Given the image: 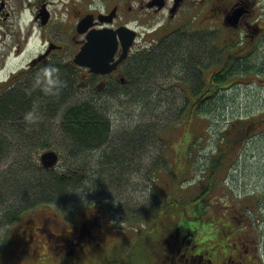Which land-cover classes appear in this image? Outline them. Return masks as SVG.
I'll return each mask as SVG.
<instances>
[{
	"label": "rangeland",
	"instance_id": "rangeland-1",
	"mask_svg": "<svg viewBox=\"0 0 264 264\" xmlns=\"http://www.w3.org/2000/svg\"><path fill=\"white\" fill-rule=\"evenodd\" d=\"M196 16L193 11L192 20ZM192 53L197 55L198 50ZM169 66L173 64L169 63L165 68ZM172 71L171 74L157 75L152 83H147L145 88L152 90L148 102L151 104H145L141 109L124 97L113 98L110 89L114 86L100 94L85 86L71 93L74 97L67 106L101 101L103 103L100 105L108 112L107 116L113 124L107 146L98 152L94 150L83 154L82 159L75 158V164L69 161L73 149L71 140L61 132L62 114L54 119L49 116L39 121L16 122L19 129L21 125L18 124L23 125L24 136L17 141L3 137L4 140L0 142L5 147L2 148L0 160L15 147H27L26 155L30 160L27 170L23 166L15 167L18 176L11 184L12 195L7 196L6 192L3 196V185L0 183V264H110L117 260L124 264H164L160 254H163L161 228L165 227V220L157 221V217L154 220V211L146 220L144 215L157 197H166V200L173 192L174 182L168 175L180 160L183 169L180 181L186 195L181 208L190 227L208 228L213 239L226 240L225 237L231 235V220V225L239 224L246 233L260 236L264 241V125L262 119L257 117L264 111V92L259 88L233 89L226 97L216 100L219 107L216 111L206 115L207 118L195 117L185 129L188 123L183 120L187 116L183 122H175L186 102L184 94L190 100L193 97L187 86L178 87L188 82L184 71ZM198 85L191 84L194 87ZM254 122L258 126L241 146L230 151L226 144L227 135L232 138L235 136L233 130H239V125L249 127ZM36 123L39 126L28 127ZM169 124L166 130L156 135L152 130L140 132L141 135L145 134V138L140 140L142 147L138 148L139 154H134L130 149L133 145L127 144L128 141H131L130 144L138 141L139 137L135 134L141 131L138 129L140 126H158L160 130ZM50 148L60 149L62 156L56 170L67 165H86L87 169L95 172V178L80 187H72L75 194L67 205L57 209L39 206L23 213L14 223H5L2 215L9 207L14 212L28 209L37 198L29 194L31 185L36 184L33 169L40 165L39 158L45 149ZM18 159L21 160V156ZM131 159L132 162H128ZM214 160H221L214 174V188L204 200L192 201L197 194L209 188L208 179ZM113 161L123 162L118 168L110 165ZM156 166L160 170L157 175L160 181H155L157 189L149 179L150 171ZM6 168L7 165L3 169ZM122 171L124 175L119 178ZM249 208L252 212L248 221L245 216L234 218L231 215L234 209L244 212ZM93 213L102 216V221L94 220V224L89 226V231L93 232L91 236H88V229L80 235L81 227L75 234L68 233L72 224L77 226L88 221L94 216ZM198 214L201 218L192 220V216ZM30 223L31 226L27 228ZM41 225L44 226L42 230L35 232L36 227ZM9 226L10 233L26 231L24 247L16 252L12 251L14 242L11 240L2 243ZM244 226L247 228L243 229ZM50 231L59 237L51 235Z\"/></svg>",
	"mask_w": 264,
	"mask_h": 264
},
{
	"label": "flooded vegetation",
	"instance_id": "flooded-vegetation-1",
	"mask_svg": "<svg viewBox=\"0 0 264 264\" xmlns=\"http://www.w3.org/2000/svg\"><path fill=\"white\" fill-rule=\"evenodd\" d=\"M193 11L197 14L194 20ZM122 27L137 35L117 69L94 73L89 67L76 63L90 33L117 31ZM182 29L186 30L183 36L189 45L200 46L198 65H194L196 71H193L196 61L192 62V48L186 55L187 84H203L204 91L216 84H225L218 89L219 98L242 87L259 88L264 92V0H0V120L9 121L8 126L0 124V141L3 137L17 141L24 136L25 131L19 129L15 121L44 120L49 116L54 119L61 114L63 120L62 109L55 113V107L47 109L44 104L35 112L17 114L14 104H7L13 96L31 98L43 92L46 84H75V92L79 90L77 84H81L97 94L114 84H127L126 66L131 57L155 52L154 46L163 39L178 36L177 32ZM112 36L117 43L114 64L123 56L128 39L120 33ZM257 117L264 125V111ZM31 125L35 127L38 123L28 127ZM52 149H45L43 154L59 153L58 166L62 161L60 149ZM27 152V147H15L0 160L3 196L6 192L10 196L12 192L11 184L18 176L15 167L23 166L27 170L30 160ZM6 165L8 168L3 169ZM232 212V217L245 216L248 221L252 209ZM15 213L9 207L2 215L5 223H14ZM93 215L77 226L72 224L68 233L75 234L81 227L80 235H83L94 220L102 221V216ZM186 221L172 218L164 222L162 242L159 241L164 264H264V241L260 236L246 233L239 224L231 225L230 220L231 235H227L226 240H218L213 239L211 233L196 231ZM30 226L31 223L27 224V228ZM43 227H36L35 232ZM9 229L10 226L2 243L11 240L14 242L12 251L21 250L26 242V231L10 233ZM88 232V236L93 233L89 229ZM50 234L59 237L53 231Z\"/></svg>",
	"mask_w": 264,
	"mask_h": 264
},
{
	"label": "trees",
	"instance_id": "trees-1",
	"mask_svg": "<svg viewBox=\"0 0 264 264\" xmlns=\"http://www.w3.org/2000/svg\"><path fill=\"white\" fill-rule=\"evenodd\" d=\"M177 33H179L178 36L163 39L159 42L158 45L153 47L156 51H158V53H156L155 51L150 54L144 53L140 56H137L136 54L133 55V57H131L132 59L126 66L128 83L114 84V87L110 89V95L115 99L124 97L128 100L129 103H132L133 105L139 107V109H141L145 104L150 105L151 102L149 104L148 102L151 100L152 90L145 88L148 85L147 83H152L157 75H161L163 73L168 74L169 72L171 74L173 72L172 69H177V71L182 72L185 71V66L189 64L186 60V55L190 52V48H192L193 51H196L197 49L198 54L200 53V46L197 43L189 45L187 41H185V38L183 36L184 31H178ZM192 54V62L196 61L193 64V71H196L194 69V65H198V57L200 56V54ZM169 63H172L173 66L165 68V66ZM46 85L47 86L43 90V92L38 93V95H32L31 98L27 96L22 97L19 95L13 96V100L9 99L7 104L12 105L13 103L14 108L16 107L15 113L17 114L35 112V109L42 108L40 107L41 104H44L47 109L55 107V110L53 111L55 113L57 111L59 112L61 109H65L63 120L61 121V130L63 134L71 140L72 143V155L69 157L70 164H75V158L82 159V155L88 153L89 151L96 150L98 152L99 149L106 147L107 142L112 134L113 124L112 119L107 116L108 112H105V109L100 105V103L103 102L100 101L99 103L92 100L89 102L67 106L74 97V94L71 93L75 92L76 90L75 84ZM182 85L188 87L192 94L193 100H190L187 97V94H184L186 102L181 108L179 117L176 119L177 122L175 123L185 121L188 123V126H186L185 129H188L195 117L207 118L206 115H209V113L216 111V109L219 108L217 107L218 103H215L217 99L220 100L222 98L217 97L218 89L220 86L225 84H216L215 86H211L208 88V91H204L203 84H199L197 87L191 86V84H179L178 87L181 89L183 87ZM77 86L79 88L82 87L81 84H77ZM174 103L177 104L176 101H174ZM6 111L7 113H9L8 110ZM186 116L187 119L183 120V118H186ZM19 121L28 123L29 121L32 122L39 120L30 119ZM19 121H15V123ZM8 122V120H0V124L2 126H8ZM170 125L171 124L165 126L160 130L158 129V126H140L138 129H140L141 131H138L135 134V136L139 137L138 141L136 143H133L132 141V144H130L131 141H128L127 144L129 146L133 145L132 147H130V149H133L134 154H139L140 150H138V148H140V146L142 147V141L143 138H145V134L141 135L140 132H145L146 130L147 133V130H152V132H154V134L156 135L157 133H161L166 130ZM256 126L258 125L255 122L251 123L249 127H247L246 125H239V130H233L235 135L234 137L230 138L229 135H227L226 144L228 145L229 150L235 151L238 146H241L243 141L247 139L249 133L253 129H255ZM22 127L23 125L20 126V128ZM140 140L142 141L140 142ZM3 147L4 144L0 142V152L2 151ZM187 152L190 151H186L185 153ZM115 157L116 155H114V158ZM128 162H132V159ZM181 162L182 160H180L178 164L173 166V172L168 175L171 182H174L172 187L173 192L166 200V197H157L156 201L151 204L148 211H145V220L150 216L152 211H154L153 219L155 220L157 217V221H160L161 219L165 220L164 222L166 223L172 218L176 220L181 218L184 219V214L182 211L183 207L181 208V206H183L182 203L185 201L184 199H186V195L182 191V181H180L181 172L183 170L181 168ZM121 163L113 161L110 163V165L119 168L122 165ZM220 163L221 160H214V163L210 169L211 175L208 179L209 188L206 191L197 194L195 198H193L194 200L192 199V201L197 202L199 200H204L208 193L214 188V174L216 170H218ZM116 164H118V166ZM158 167L159 166L154 167L149 174V179L153 182V185H155L156 189L157 186L155 184V181H160L159 177L157 176L160 171H158ZM194 167L196 168L195 165ZM33 174H36V184L31 185L29 194L32 193L33 195L37 196V198L32 201L30 208H23L22 210L17 211L15 213V220H18L23 213L25 214L27 211L33 210L39 206L57 209L61 205H67L68 202H70L69 199L71 198V196L75 194V190L72 187L76 185H79L80 187L83 183H86L88 180H90L91 178H95L96 176L94 171L92 172L90 169L86 168V165L78 167L74 165H67L60 170H56V168L46 170L41 165H37L33 169ZM122 174L123 171L122 173L120 172V175L118 177H123L124 174ZM190 181L191 180H189V182ZM202 209L203 208H201L200 210ZM200 218L201 217L199 214L198 216H192V220H198ZM192 228L196 231H204L207 234L210 233L208 232V228H206V230L200 227ZM110 264L124 263L117 260L111 262Z\"/></svg>",
	"mask_w": 264,
	"mask_h": 264
},
{
	"label": "water",
	"instance_id": "water-1",
	"mask_svg": "<svg viewBox=\"0 0 264 264\" xmlns=\"http://www.w3.org/2000/svg\"><path fill=\"white\" fill-rule=\"evenodd\" d=\"M114 33L125 35L128 39V46L125 49L123 56L113 64L115 61V54L117 52V43ZM137 33L129 28L122 27L117 31L98 30L89 34L87 43L82 51L77 55L75 61L81 66L89 67L94 73H109L117 69L118 65L122 63L127 57L129 46L133 43ZM60 156L55 151H49L42 154L40 161L42 167L50 170L56 167Z\"/></svg>",
	"mask_w": 264,
	"mask_h": 264
},
{
	"label": "bare ground",
	"instance_id": "bare-ground-1",
	"mask_svg": "<svg viewBox=\"0 0 264 264\" xmlns=\"http://www.w3.org/2000/svg\"><path fill=\"white\" fill-rule=\"evenodd\" d=\"M221 142V141H220ZM247 142V141H246ZM238 152V151H237ZM213 154V153H212ZM185 189V188H184ZM182 194V193H181ZM146 213V212H145ZM261 246V245H260Z\"/></svg>",
	"mask_w": 264,
	"mask_h": 264
},
{
	"label": "clouds",
	"instance_id": "clouds-1",
	"mask_svg": "<svg viewBox=\"0 0 264 264\" xmlns=\"http://www.w3.org/2000/svg\"><path fill=\"white\" fill-rule=\"evenodd\" d=\"M241 35H243V34H241Z\"/></svg>",
	"mask_w": 264,
	"mask_h": 264
}]
</instances>
